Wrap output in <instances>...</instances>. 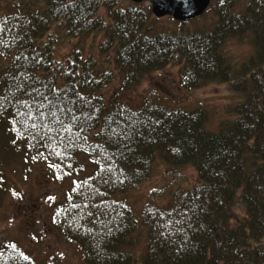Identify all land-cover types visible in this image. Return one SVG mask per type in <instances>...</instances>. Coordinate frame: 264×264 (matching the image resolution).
Here are the masks:
<instances>
[{"label":"trees","instance_id":"16d2710c","mask_svg":"<svg viewBox=\"0 0 264 264\" xmlns=\"http://www.w3.org/2000/svg\"><path fill=\"white\" fill-rule=\"evenodd\" d=\"M34 2L28 12L0 17V55L11 57L0 72V125L27 163L46 165L57 181L78 177L53 219L85 264H264V0L244 14L234 12L236 0H225L212 31L178 35L144 32L141 4ZM252 31L256 51L237 71L222 48ZM98 32L111 53L103 66L79 49L65 61L53 58L59 39ZM169 66L180 67L187 90L215 82L242 96L217 131L207 129L203 109L125 101L146 75ZM114 82L118 90L106 98ZM157 159L194 167L197 180L170 208L145 207L148 241L137 250L138 223L125 196L149 179ZM0 264L35 262L8 242Z\"/></svg>","mask_w":264,"mask_h":264},{"label":"rangeland","instance_id":"374dc122","mask_svg":"<svg viewBox=\"0 0 264 264\" xmlns=\"http://www.w3.org/2000/svg\"><path fill=\"white\" fill-rule=\"evenodd\" d=\"M223 1L212 0L210 8L201 18L186 23L183 28L170 17L156 18L151 4L143 2L142 8L149 14L144 32L149 35H178L181 32L192 34L212 31L219 23L215 9ZM253 1L236 0L234 12L244 14ZM34 3V0H0V17L28 12L34 8ZM136 5L131 0H120L123 9ZM101 15L106 17V11L102 10ZM52 32L58 34L56 30ZM255 40L253 31L226 40L222 50L233 69L238 71L254 55ZM105 42L106 35L101 32L85 38H62L57 42L53 58L65 61L79 49L84 59L92 60L97 67L103 66L111 55L102 49ZM10 63L11 57L0 55V72ZM179 68L169 66L146 75L127 91L125 101H151L187 111L203 109L208 116L207 129L217 131L228 120L226 108L241 101L242 96L229 91L226 85L215 82L197 90H187L182 85ZM106 69L109 70L110 66L107 65ZM118 86L114 82L105 88V97L109 98L115 93ZM5 129V126L0 125V171L3 178L0 184V247L8 242L15 243L35 264H85L82 249L61 235L53 219L55 207L65 200L78 177L69 176L57 181L46 165L27 163L23 153L20 154L13 146L12 138ZM196 180L194 167L176 168L160 159L156 160L149 179L125 196L138 223L133 237L135 249H143L148 241L149 230L142 221L145 207L152 205L160 209L170 208L175 203V195L192 187ZM235 212L239 218L245 216V209L240 202Z\"/></svg>","mask_w":264,"mask_h":264},{"label":"water","instance_id":"95a60500","mask_svg":"<svg viewBox=\"0 0 264 264\" xmlns=\"http://www.w3.org/2000/svg\"><path fill=\"white\" fill-rule=\"evenodd\" d=\"M136 4L149 2L153 15L158 18L171 17L179 23H188L201 18L209 9L212 0H131Z\"/></svg>","mask_w":264,"mask_h":264}]
</instances>
